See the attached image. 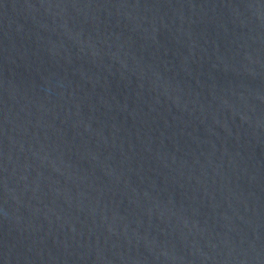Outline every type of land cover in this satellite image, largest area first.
<instances>
[{
  "label": "water",
  "instance_id": "water-1",
  "mask_svg": "<svg viewBox=\"0 0 264 264\" xmlns=\"http://www.w3.org/2000/svg\"><path fill=\"white\" fill-rule=\"evenodd\" d=\"M0 264H264V0H0Z\"/></svg>",
  "mask_w": 264,
  "mask_h": 264
}]
</instances>
